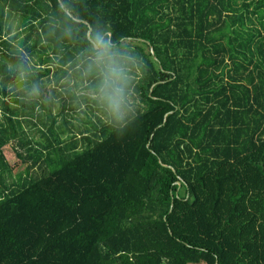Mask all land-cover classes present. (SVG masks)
<instances>
[{
    "label": "trees",
    "instance_id": "obj_1",
    "mask_svg": "<svg viewBox=\"0 0 264 264\" xmlns=\"http://www.w3.org/2000/svg\"><path fill=\"white\" fill-rule=\"evenodd\" d=\"M0 34V264H264V0H0Z\"/></svg>",
    "mask_w": 264,
    "mask_h": 264
},
{
    "label": "rangeland",
    "instance_id": "obj_2",
    "mask_svg": "<svg viewBox=\"0 0 264 264\" xmlns=\"http://www.w3.org/2000/svg\"><path fill=\"white\" fill-rule=\"evenodd\" d=\"M5 32H6V29L4 30L2 36H5ZM14 32L15 31H13L12 35L6 37V39L9 40L11 37H14V34H15ZM21 40H22V38L19 39V40H15V41L10 42V44L12 46L14 45V47L19 46V43L21 42ZM47 88H48L49 91H53V88H55V86L53 84H50ZM79 92L82 93L83 92V88ZM87 93H89L90 95H92L91 92H87ZM82 95L83 96L86 95V92H83L82 94H79V96H81V97H82ZM104 97H105L104 95H102L101 98H98V96L92 95V98L93 99H97L99 101V104L101 106V109L106 110V107H104V102H103ZM56 105H57V108H58V103ZM75 105H78L79 106L78 107V110L76 111L77 114H75L76 112L74 113L73 119L70 118V116H72L71 113L69 114L70 116L67 117L68 119L73 120L72 122H73L74 125L76 124L75 125V128H78V126H82V128H85V127L91 128L92 125H89L87 123L90 122V121L97 122V120H96L97 118H99V119H101L103 121L104 120H107V117L102 112H96V116H93L91 114V110L89 108L90 107L89 104L88 105H85L83 102H80L79 101ZM117 108L120 110V113H121L122 116H126L128 114V112H129L128 109H126L125 107L120 106L118 103H116V106H115V109H117ZM128 108L130 110H133V107L132 106H128ZM54 111L56 112L55 109H54ZM42 113H43L42 119H43V121H46L47 113H46V111H43ZM0 115L2 116L1 110H0ZM0 118H2V117H0ZM40 127L41 128H44L42 125H40ZM24 128L32 136V137L30 136V138L32 139L31 140V146L34 147V148H36V149H39V150L42 149V147L40 145H38V144L45 143V137L42 136V134L39 133V126L38 127H34L32 125H29L27 127L26 125H24ZM25 141H28V140H25ZM24 154H26V153H24ZM6 159L9 160L10 162H13L12 160H10V152H7L6 153ZM32 165H33V162H30L28 164V166H32ZM48 170H49V167L48 166H44L43 168H41L40 165H38V166H35V167L32 168L31 175L32 176L34 175V177L41 176L43 174V172H46L47 173ZM25 176H26V174H25ZM3 178H5V182L4 183H5V185L7 187H9V189H12V186L13 185H16V184L19 183V176L16 175V174H12V176H10L9 174L6 173V174L3 175Z\"/></svg>",
    "mask_w": 264,
    "mask_h": 264
},
{
    "label": "clouds",
    "instance_id": "obj_3",
    "mask_svg": "<svg viewBox=\"0 0 264 264\" xmlns=\"http://www.w3.org/2000/svg\"><path fill=\"white\" fill-rule=\"evenodd\" d=\"M96 43L97 45H99L100 47H102V49L104 51L107 50V43L102 41L99 37H97V40H96ZM121 69L117 66H115L114 64L113 65H110L108 67V71L105 73V85L108 86V85H115L116 81L119 79V77L121 76ZM116 92H119L120 89L117 87L116 89ZM109 100L113 103H115V98L112 97V96H109Z\"/></svg>",
    "mask_w": 264,
    "mask_h": 264
},
{
    "label": "water",
    "instance_id": "obj_4",
    "mask_svg": "<svg viewBox=\"0 0 264 264\" xmlns=\"http://www.w3.org/2000/svg\"><path fill=\"white\" fill-rule=\"evenodd\" d=\"M67 13H69V12L67 11ZM75 21L79 22V20H77V19H75ZM90 33H91V28L88 27L87 35L89 36ZM95 48H96V46H95ZM150 49H151V53L154 54V48L151 46ZM155 60H156L157 62H159V61H158V58H156V57H155ZM155 86H156V85H155ZM169 115H173V113H171V114H169ZM177 184H178V186H180V185H181V182H178Z\"/></svg>",
    "mask_w": 264,
    "mask_h": 264
},
{
    "label": "crops",
    "instance_id": "obj_5",
    "mask_svg": "<svg viewBox=\"0 0 264 264\" xmlns=\"http://www.w3.org/2000/svg\"><path fill=\"white\" fill-rule=\"evenodd\" d=\"M78 95H79V93H78Z\"/></svg>",
    "mask_w": 264,
    "mask_h": 264
}]
</instances>
